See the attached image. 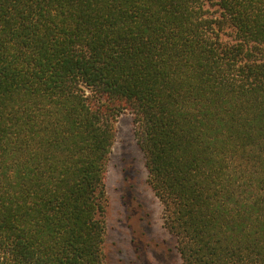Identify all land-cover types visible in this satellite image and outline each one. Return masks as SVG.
<instances>
[{"label": "trees", "instance_id": "obj_1", "mask_svg": "<svg viewBox=\"0 0 264 264\" xmlns=\"http://www.w3.org/2000/svg\"><path fill=\"white\" fill-rule=\"evenodd\" d=\"M127 113L180 263L264 264V0H0V264H107Z\"/></svg>", "mask_w": 264, "mask_h": 264}, {"label": "rangeland", "instance_id": "obj_2", "mask_svg": "<svg viewBox=\"0 0 264 264\" xmlns=\"http://www.w3.org/2000/svg\"><path fill=\"white\" fill-rule=\"evenodd\" d=\"M210 14L218 16L215 8ZM116 136L107 171V264H181L162 226V205L148 184L144 155L130 114L115 124Z\"/></svg>", "mask_w": 264, "mask_h": 264}]
</instances>
